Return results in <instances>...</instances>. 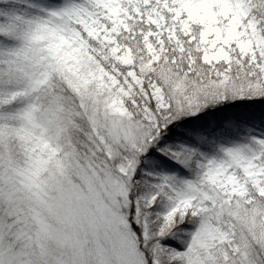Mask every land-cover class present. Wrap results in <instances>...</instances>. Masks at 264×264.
<instances>
[{"label":"snow or ice","instance_id":"snow-or-ice-1","mask_svg":"<svg viewBox=\"0 0 264 264\" xmlns=\"http://www.w3.org/2000/svg\"><path fill=\"white\" fill-rule=\"evenodd\" d=\"M0 264H264V0H0Z\"/></svg>","mask_w":264,"mask_h":264}]
</instances>
